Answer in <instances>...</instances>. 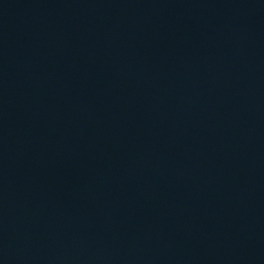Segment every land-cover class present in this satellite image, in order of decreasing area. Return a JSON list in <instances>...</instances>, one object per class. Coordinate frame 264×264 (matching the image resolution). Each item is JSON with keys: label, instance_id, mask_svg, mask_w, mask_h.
<instances>
[{"label": "water", "instance_id": "water-1", "mask_svg": "<svg viewBox=\"0 0 264 264\" xmlns=\"http://www.w3.org/2000/svg\"><path fill=\"white\" fill-rule=\"evenodd\" d=\"M0 264H264V0H0Z\"/></svg>", "mask_w": 264, "mask_h": 264}]
</instances>
